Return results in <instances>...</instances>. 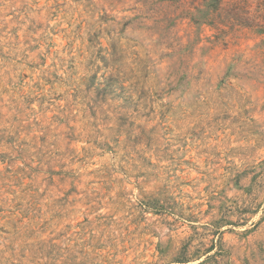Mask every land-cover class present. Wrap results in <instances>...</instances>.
Instances as JSON below:
<instances>
[{
  "label": "rangeland",
  "instance_id": "rangeland-1",
  "mask_svg": "<svg viewBox=\"0 0 264 264\" xmlns=\"http://www.w3.org/2000/svg\"><path fill=\"white\" fill-rule=\"evenodd\" d=\"M195 6L0 0V264H264V33Z\"/></svg>",
  "mask_w": 264,
  "mask_h": 264
},
{
  "label": "trees",
  "instance_id": "trees-1",
  "mask_svg": "<svg viewBox=\"0 0 264 264\" xmlns=\"http://www.w3.org/2000/svg\"><path fill=\"white\" fill-rule=\"evenodd\" d=\"M193 2L196 3L194 7L195 15L193 17L197 24L212 25L216 18H222L225 20L227 26L242 25L248 28L254 27L258 33H264V0H259L256 5L259 8V11H256V13L259 12V15L253 19L246 20L240 18L239 15L243 9L249 8L246 7L247 0H237L229 3L230 5L227 9L223 7L226 0H193ZM253 21H257V24L250 23ZM217 26L216 29L220 31L225 28V25L221 22Z\"/></svg>",
  "mask_w": 264,
  "mask_h": 264
}]
</instances>
